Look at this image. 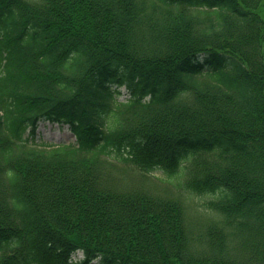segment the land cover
<instances>
[{"label": "trees", "instance_id": "16d2710c", "mask_svg": "<svg viewBox=\"0 0 264 264\" xmlns=\"http://www.w3.org/2000/svg\"><path fill=\"white\" fill-rule=\"evenodd\" d=\"M0 264H264V0H0Z\"/></svg>", "mask_w": 264, "mask_h": 264}, {"label": "rangeland", "instance_id": "374dc122", "mask_svg": "<svg viewBox=\"0 0 264 264\" xmlns=\"http://www.w3.org/2000/svg\"><path fill=\"white\" fill-rule=\"evenodd\" d=\"M128 96L127 89L122 87V94L120 99H124ZM36 141L38 142H48L53 144H60L64 142H71L75 140L74 135L69 130L67 124H61L57 121H52L49 119H43L39 122L36 130ZM154 176L165 179L167 181L175 180L176 177H171L167 174L165 169L159 168L153 172ZM190 202H207L209 199L213 198L212 194H189ZM78 256H81L78 255Z\"/></svg>", "mask_w": 264, "mask_h": 264}]
</instances>
